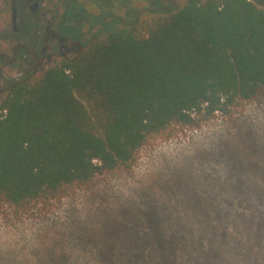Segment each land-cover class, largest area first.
<instances>
[{
    "label": "trees",
    "instance_id": "trees-1",
    "mask_svg": "<svg viewBox=\"0 0 264 264\" xmlns=\"http://www.w3.org/2000/svg\"><path fill=\"white\" fill-rule=\"evenodd\" d=\"M263 93L264 8L250 0H185L119 25L73 60L11 85L0 104V208L29 212L98 176L130 172L146 145ZM245 219L233 250L218 244L192 256L264 264V204L252 202ZM165 257L177 263L174 252Z\"/></svg>",
    "mask_w": 264,
    "mask_h": 264
},
{
    "label": "rangeland",
    "instance_id": "rangeland-1",
    "mask_svg": "<svg viewBox=\"0 0 264 264\" xmlns=\"http://www.w3.org/2000/svg\"><path fill=\"white\" fill-rule=\"evenodd\" d=\"M250 1L264 8V0ZM58 2L57 31L44 53L33 52L30 38L21 47L31 53H0V104L12 84L56 59L71 61L119 25L174 12L185 0H74L65 13ZM252 202L264 204V93L146 145L130 172L98 176L29 212L2 206L0 264H167L168 251L175 264H206L193 250L219 244L227 254L232 237L244 242Z\"/></svg>",
    "mask_w": 264,
    "mask_h": 264
},
{
    "label": "flooded vegetation",
    "instance_id": "flooded-vegetation-1",
    "mask_svg": "<svg viewBox=\"0 0 264 264\" xmlns=\"http://www.w3.org/2000/svg\"><path fill=\"white\" fill-rule=\"evenodd\" d=\"M0 1H3V10L6 9L10 12L9 16L7 14V17L0 21V53L10 51L17 56L24 52L31 53L21 47V44L25 45L26 38L34 40L37 44L33 51L36 55L44 53L43 44L54 41V32L57 31L55 23L60 20L58 8L53 6L55 0H51V2L47 0ZM58 1V5L62 7V13H65L69 4H74V0ZM4 11H1L0 14L3 15Z\"/></svg>",
    "mask_w": 264,
    "mask_h": 264
}]
</instances>
